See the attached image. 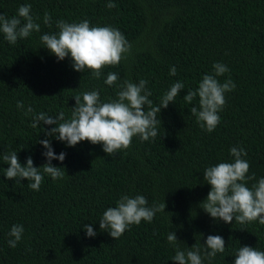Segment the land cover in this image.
<instances>
[{"label": "trees", "instance_id": "1", "mask_svg": "<svg viewBox=\"0 0 264 264\" xmlns=\"http://www.w3.org/2000/svg\"><path fill=\"white\" fill-rule=\"evenodd\" d=\"M0 0V14L17 16L21 5L31 4V15L40 32L10 44L0 32V264H176V247L187 250L196 243L203 257L209 235L222 236L225 251L203 264H234L241 246L264 251V224L253 221L232 224L212 218L200 207L211 190L204 181L207 167L233 162L230 150L243 148L250 164L247 181L251 188L264 177V0ZM50 26L44 23L45 13ZM91 26H111L131 44L116 66H105L99 79L91 70L78 72L71 57L59 61L44 47L40 36L58 33L57 21ZM229 69L217 80L231 79L236 87L225 93L214 131L202 129L190 108H199V97L183 99L194 91L213 65ZM175 66L177 74L170 75ZM118 80L107 85L108 73ZM147 81L149 99L160 122L158 135L147 141L137 135L128 149L115 156L102 144L81 141L74 147L48 137L56 125L31 127L29 106L57 117H71L74 97L99 90L103 102L117 99L125 81ZM184 89L162 108L161 99L176 82ZM24 107L18 109L17 102ZM149 110L145 105V111ZM50 139L58 156L66 153L62 179L47 174L39 191L29 181L9 180V167L2 155L15 151L22 165L32 157L35 167L47 163L46 149L39 140ZM143 195L151 207L166 203L152 222L132 224L116 239L101 230L99 221L109 207L123 196ZM22 225V239L8 245L13 225ZM93 227L89 237L83 227ZM170 231L178 238L170 244Z\"/></svg>", "mask_w": 264, "mask_h": 264}, {"label": "clouds", "instance_id": "2", "mask_svg": "<svg viewBox=\"0 0 264 264\" xmlns=\"http://www.w3.org/2000/svg\"><path fill=\"white\" fill-rule=\"evenodd\" d=\"M107 7L111 9L116 5L109 0ZM50 21L51 16L46 12L44 23L50 26ZM57 28L58 33H45L40 36L44 47L59 61L70 56L74 70L78 72L91 70L97 79L100 78L105 66L118 65L125 58L124 54L131 49V44L122 32L111 26H91L88 20L79 23L59 20ZM40 30V24L31 15V4L21 5L17 16L10 19L5 14H0V32L12 45H15L18 39L28 38L31 33ZM213 69L214 75H204L198 88L188 91L183 97L188 103L199 97V108L191 107L190 112L196 117L200 127L209 133L214 131L220 122L218 113L226 104L225 93L236 87L231 79L221 84L216 78L229 71L226 65L215 63ZM176 74L177 69L173 66L170 75ZM117 80L118 75L110 72L105 83L111 86ZM146 85V80H140L138 84L125 81L117 93V99L107 102L101 101L99 90L84 91L82 96L74 97L76 106L68 119H65L64 112H60L57 117L48 116L43 112L35 114L31 106L27 108L25 115L33 114L31 123L33 128L39 126L41 122L56 125L50 131L44 129L46 135L65 142L69 147H74L81 141H89L94 145L102 144L105 153L115 156L119 150L131 146L134 136L138 135L141 140L147 141L158 135L157 125L160 120L157 113H161V108L152 106L153 102L149 99L152 93L147 90ZM184 87L179 81L171 85L161 99L162 108H167L170 102H175V98ZM145 105L149 110L145 111ZM23 107V102L18 101L17 108ZM37 143L46 149L43 155L47 158V163L41 167L34 166L32 157H28L26 165H22L15 151L2 155L3 161L9 165L4 175L9 180L15 179L16 182L27 179L28 187L35 191L40 190L43 174H47L53 180L63 178L62 167L54 166L52 161L63 162L66 158L64 152L56 155L50 139L39 140ZM230 153L234 158L233 162H221L204 170V181L211 185V190L200 207L212 218L223 220L225 223L232 224L236 221L244 224L258 220L260 224H264V177L249 188L247 181L254 180L255 174L247 175L250 164L242 158L247 155L246 151L233 147ZM165 208L166 203H154L149 207L143 195L134 198L123 195L115 207H109L103 213L99 221L100 229L108 230L109 235L116 240L130 225H139L142 220L150 223L156 214L164 212ZM83 227L89 237L96 235L92 226L85 224ZM23 232L22 225L12 226L9 236L13 239H9V247L17 246ZM167 240L170 244L176 245L178 241L176 233L170 231ZM205 246L203 257L197 243L187 250H181L177 246L172 260L176 264H203L205 258L211 261L215 259L217 253H223L226 242L222 236L209 235ZM234 264H264V251L241 246L235 254Z\"/></svg>", "mask_w": 264, "mask_h": 264}]
</instances>
